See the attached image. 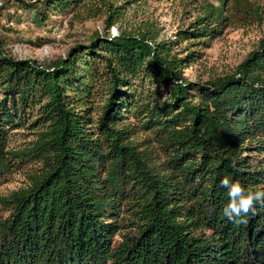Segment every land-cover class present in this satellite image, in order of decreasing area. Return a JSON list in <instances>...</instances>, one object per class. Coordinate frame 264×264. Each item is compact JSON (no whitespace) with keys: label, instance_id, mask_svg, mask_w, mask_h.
Instances as JSON below:
<instances>
[{"label":"trees","instance_id":"16d2710c","mask_svg":"<svg viewBox=\"0 0 264 264\" xmlns=\"http://www.w3.org/2000/svg\"><path fill=\"white\" fill-rule=\"evenodd\" d=\"M226 1L169 36L112 38L124 2L0 0V21L103 24L42 65L5 51L0 22V179L37 163L0 197V264H264V204L230 220L221 186L264 189V33L228 72L183 76L228 24ZM20 129L32 139L6 149Z\"/></svg>","mask_w":264,"mask_h":264},{"label":"rangeland","instance_id":"374dc122","mask_svg":"<svg viewBox=\"0 0 264 264\" xmlns=\"http://www.w3.org/2000/svg\"><path fill=\"white\" fill-rule=\"evenodd\" d=\"M110 1L115 4L124 2L123 15L114 24L119 25V30L134 32L148 24L158 31L159 37L169 36L177 26L185 25L203 3H218L217 0ZM225 7L228 24L211 40L208 47L199 50L201 57L184 70L186 79L205 80L228 72L264 33V0H227ZM243 8L245 11H242ZM79 17H57L42 26L33 25L24 13H21L19 21L15 17L7 22L3 19L0 22L11 28L7 33L10 39L4 49L12 58H26L47 65L63 57L69 47L84 43L93 31L102 32L101 18ZM16 131L8 135V150L22 148L33 137L28 130ZM36 167L37 163L33 159L18 162L0 179V197L28 185V177L35 172Z\"/></svg>","mask_w":264,"mask_h":264},{"label":"clouds","instance_id":"9594fccd","mask_svg":"<svg viewBox=\"0 0 264 264\" xmlns=\"http://www.w3.org/2000/svg\"><path fill=\"white\" fill-rule=\"evenodd\" d=\"M110 35L112 38H118L121 35L119 25L111 27ZM221 186L228 190L229 202L224 207L223 213L230 220L247 215L249 212L255 214V205L264 204V189L247 190L239 179L231 180L228 177L221 180ZM235 222L242 221L236 219Z\"/></svg>","mask_w":264,"mask_h":264}]
</instances>
